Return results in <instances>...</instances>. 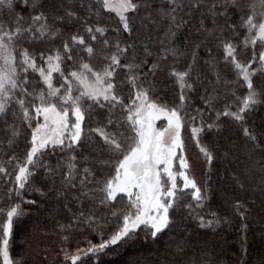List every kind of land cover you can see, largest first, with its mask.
Listing matches in <instances>:
<instances>
[{
	"label": "snow or ice",
	"instance_id": "6c2138e0",
	"mask_svg": "<svg viewBox=\"0 0 264 264\" xmlns=\"http://www.w3.org/2000/svg\"><path fill=\"white\" fill-rule=\"evenodd\" d=\"M258 113L264 0H0V264H29L15 230L42 212L51 264L137 246L123 264H228L217 236L232 217L235 264H250V220L264 243ZM217 177L252 197L212 208Z\"/></svg>",
	"mask_w": 264,
	"mask_h": 264
},
{
	"label": "trees",
	"instance_id": "16d2710c",
	"mask_svg": "<svg viewBox=\"0 0 264 264\" xmlns=\"http://www.w3.org/2000/svg\"><path fill=\"white\" fill-rule=\"evenodd\" d=\"M248 56L242 55L241 59H247ZM170 94V93H169ZM264 115V113H258L257 117ZM231 131V130H227ZM187 155L190 159V162L193 164V172L196 175L197 179L203 180L204 173V165L202 162V158L199 155L198 149L194 146L192 141L187 138ZM219 171H222V167L217 165ZM217 183L219 187H217ZM213 187L215 189V194L213 200L211 202V207L214 209H218L221 213L229 212L230 209L228 205L232 202V194L234 193L236 197L241 199L243 198H251L252 193H242L239 190L233 188L229 182L224 180H219L218 177L214 180ZM227 191L229 193L228 203H225L224 193ZM258 196V194H257ZM257 204H259V199H257ZM258 211V209H254V212ZM46 213L38 214L34 219H26L24 223L19 224L15 230V238L13 243V254L17 257L24 255L25 252H30L29 256V264H51V262L55 261V250L59 245V238L53 232V224L50 220L46 218ZM232 225L230 227H226L223 232L218 233L217 238L219 236L226 237L230 242L231 246L227 248L228 255L226 256V260L228 264H235V260L240 255L239 249V218L232 217ZM250 224L252 225L250 231L248 233L249 240V261L250 264H255V262L260 258L261 253H264V243H261L260 240V221L257 218L255 221L250 220ZM35 227L36 232L33 234V228ZM49 233L47 235H41L42 233ZM31 234V235H30ZM26 238L30 239L32 244V248L28 249L27 245L23 243ZM47 247L50 249L48 254L47 261L43 260V249ZM140 252V254L146 253L145 249H140L137 246V249H128L124 252H121L118 256H109L105 258L106 264H123L125 260L128 259L129 255ZM39 253V255H37ZM223 254V253H221Z\"/></svg>",
	"mask_w": 264,
	"mask_h": 264
}]
</instances>
